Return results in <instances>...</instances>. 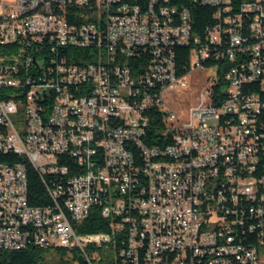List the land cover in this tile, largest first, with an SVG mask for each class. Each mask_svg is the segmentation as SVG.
<instances>
[{
  "label": "built area",
  "instance_id": "2783aa9c",
  "mask_svg": "<svg viewBox=\"0 0 264 264\" xmlns=\"http://www.w3.org/2000/svg\"><path fill=\"white\" fill-rule=\"evenodd\" d=\"M175 1L0 0V156L26 158L52 199L30 204L25 164L0 161V249L120 237L121 264H264V0H193L216 7L204 43ZM205 68L182 120L164 93ZM93 209L110 231L78 230Z\"/></svg>",
  "mask_w": 264,
  "mask_h": 264
},
{
  "label": "trees",
  "instance_id": "16d2710c",
  "mask_svg": "<svg viewBox=\"0 0 264 264\" xmlns=\"http://www.w3.org/2000/svg\"><path fill=\"white\" fill-rule=\"evenodd\" d=\"M179 5H186L191 12V23L194 34L200 38L201 42L206 41V26L213 25L215 19L213 14L216 11V7L206 4H201L199 1L193 0H176ZM192 46L179 45L175 49V60L177 73L179 75H186L190 70V53ZM138 57L136 59L141 63L145 62V59H149V51H145L143 48L136 49ZM137 61H135L137 63ZM217 62V63H215ZM222 61L213 59H207L204 61L205 67L217 64L221 65ZM128 64L133 65V59H130ZM223 68L217 69V80L210 86V91L216 98H222V83H223ZM252 90H259L257 84L249 85L245 88ZM151 116H157L158 124L156 129L162 132L165 126L161 122L162 112L160 110L152 109L150 111ZM20 161L25 164L27 175V197L28 201L32 205H47L52 203V199L48 193L44 181L42 180L39 172L29 163V161L18 155H5L0 156V161ZM48 178V175H45ZM49 183V182H48ZM79 231L83 232H98V231H110L108 219L102 217L95 209L91 210L88 217L78 226ZM116 236V235H115ZM120 238V237H119ZM108 242L106 244H89L84 247V250L78 248H69L62 246H54L51 248H20V249H0V264H121L119 255L120 239ZM110 249L106 252L103 247ZM51 257L49 258L48 256Z\"/></svg>",
  "mask_w": 264,
  "mask_h": 264
},
{
  "label": "rangeland",
  "instance_id": "374dc122",
  "mask_svg": "<svg viewBox=\"0 0 264 264\" xmlns=\"http://www.w3.org/2000/svg\"><path fill=\"white\" fill-rule=\"evenodd\" d=\"M211 74L212 70L210 68L194 69L185 77L187 84L185 87L175 88L164 93L165 101L177 113L180 119L187 120L189 118L190 108L201 103L200 93L207 91L210 85V79L208 78ZM207 100V96H205L202 101L206 104ZM168 105L165 107H168ZM103 248L105 252L107 250L110 251L106 246ZM262 251H264V247ZM48 257L50 258L51 255Z\"/></svg>",
  "mask_w": 264,
  "mask_h": 264
}]
</instances>
